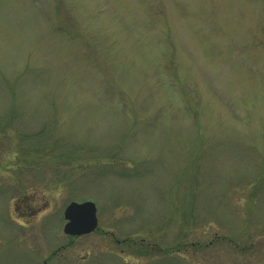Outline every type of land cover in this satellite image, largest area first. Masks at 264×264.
Listing matches in <instances>:
<instances>
[{
  "label": "rangeland",
  "instance_id": "1",
  "mask_svg": "<svg viewBox=\"0 0 264 264\" xmlns=\"http://www.w3.org/2000/svg\"><path fill=\"white\" fill-rule=\"evenodd\" d=\"M0 264H264V0H0Z\"/></svg>",
  "mask_w": 264,
  "mask_h": 264
},
{
  "label": "water",
  "instance_id": "2",
  "mask_svg": "<svg viewBox=\"0 0 264 264\" xmlns=\"http://www.w3.org/2000/svg\"><path fill=\"white\" fill-rule=\"evenodd\" d=\"M64 218L67 223L63 230L68 235L87 234L97 226L96 208L91 202L70 203L64 211Z\"/></svg>",
  "mask_w": 264,
  "mask_h": 264
}]
</instances>
